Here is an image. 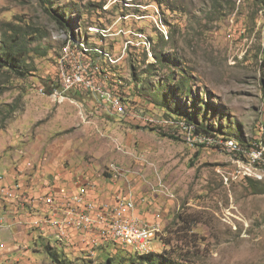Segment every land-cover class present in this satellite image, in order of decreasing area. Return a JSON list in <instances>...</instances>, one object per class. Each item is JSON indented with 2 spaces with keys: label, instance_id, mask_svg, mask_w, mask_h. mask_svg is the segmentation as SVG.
Masks as SVG:
<instances>
[{
  "label": "rangeland",
  "instance_id": "1",
  "mask_svg": "<svg viewBox=\"0 0 264 264\" xmlns=\"http://www.w3.org/2000/svg\"><path fill=\"white\" fill-rule=\"evenodd\" d=\"M48 8L77 41L106 54L82 62L94 63L95 84L120 96L127 112H110L87 91L59 101L41 93L44 82L56 83L68 33L36 0H0V60L3 46L24 56L23 77L0 66L7 185L26 160L62 166L89 178L97 194L107 187L108 202L129 196L135 217L159 222L151 253L161 264H264V178L243 176L227 152L190 148L179 136L187 122L264 146V0H50ZM111 166L124 174L113 178ZM9 232L0 231V264H55L46 248L71 264L144 256L103 252L109 245L89 262L15 226Z\"/></svg>",
  "mask_w": 264,
  "mask_h": 264
},
{
  "label": "built area",
  "instance_id": "2",
  "mask_svg": "<svg viewBox=\"0 0 264 264\" xmlns=\"http://www.w3.org/2000/svg\"><path fill=\"white\" fill-rule=\"evenodd\" d=\"M91 53L106 56L98 49L89 48L84 40L77 41L76 35H68L56 64V83L48 89V95L59 101L71 91H87L102 107L116 115H125L122 98L104 85L95 84L94 63L82 62ZM45 90L40 88L41 93ZM179 128V136L188 147L225 151L243 176L263 180L264 146L254 143L246 148L234 138L207 134L192 123L180 122ZM109 170L113 178L124 174L114 166ZM15 178L7 185L0 175V203L4 213L0 231L15 226L31 239L53 242L89 259L112 244L139 255L152 252L153 241L160 233L159 222L138 220L133 214L135 203L131 197L116 195L110 202L100 203L91 196L95 183L89 178L67 183L55 174L50 179L32 160L24 162V169Z\"/></svg>",
  "mask_w": 264,
  "mask_h": 264
},
{
  "label": "trees",
  "instance_id": "3",
  "mask_svg": "<svg viewBox=\"0 0 264 264\" xmlns=\"http://www.w3.org/2000/svg\"><path fill=\"white\" fill-rule=\"evenodd\" d=\"M36 1L38 2V4L42 8H45V11L48 14L49 18L52 19V21L57 25V27L60 30L67 32L68 35H73V32L70 31V27H69L68 22L63 17L54 13L52 11V9L48 8V6L50 5V0H36ZM2 49H3L4 54L1 57L0 66L2 68H7L10 71H14L19 77H23L24 72H22L21 70H19L17 68L19 67L20 63H23L22 59L24 58V56H21L20 53H17L15 51V49L12 47L8 48V47L3 46ZM49 82H51V81H49ZM49 82H46V83L44 82V85H43L44 89H50L51 88V85ZM52 82H53V80H52ZM179 88H181V87H179ZM179 90H181V89H179ZM194 125H196V124H194ZM196 127L198 130L205 132L207 134H210V135L214 134V133H211L209 130L203 129L197 125H196ZM170 138H174V137L171 136ZM121 248L127 249L122 245L112 244L109 249H107L106 251H103V252H107V253L110 252L111 253V252L115 251L116 249H121ZM46 249H47V251L50 252L49 253L50 258L53 261V263H55V264H71V262L66 261L64 258H58L57 253H55L56 251H54L53 249H51V248H46ZM157 257H158V255H156L154 253H149V254H146L144 256L134 258L133 260L137 261V263H135V264H161V262L159 261V258H157ZM83 260H86V258H84ZM90 260L91 259H88L87 261L90 262Z\"/></svg>",
  "mask_w": 264,
  "mask_h": 264
},
{
  "label": "crops",
  "instance_id": "4",
  "mask_svg": "<svg viewBox=\"0 0 264 264\" xmlns=\"http://www.w3.org/2000/svg\"><path fill=\"white\" fill-rule=\"evenodd\" d=\"M37 164H38V166H40V167H42V169H44V171L45 172H47L48 173V175H49V177H50V179L52 178V176L53 175H55V174H57V175H59L60 176V178L64 181V182H67V183H69V182H71L72 180H74V179H83V178H85V177H83L82 175H77V173H75V171L74 170H71V169H67V168H65V167H62V166H58V167H52V164L50 165V166H48V168L46 167V166H44L43 165V163L40 161V162H37ZM106 186V185H105ZM105 188H107V187H105ZM105 188H103V189H101L100 190V192H98V194L95 192L96 191V189H95V191H93L92 193H91V196L94 198V199H96L98 202H100V203H104V201H109L111 198H112V195L111 194H113V193H111V194H107V195H105L104 193H103V190H105ZM108 189H109V187H108ZM0 206H1V203H0ZM0 209H1V214H0V219L2 218V217H4V213H3V210H2V207H0ZM137 215V219L138 220H140L141 222H150V221H148L147 220V217H143V216H141V215H138V214H136ZM1 223V222H0ZM9 223L11 224V222H10V220H9ZM12 230V229H11ZM2 233H8L9 235H10V232L9 231H6V230H2L1 231ZM2 246V243H0V247Z\"/></svg>",
  "mask_w": 264,
  "mask_h": 264
}]
</instances>
